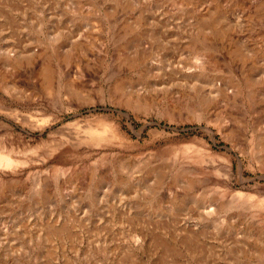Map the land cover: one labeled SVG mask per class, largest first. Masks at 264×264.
Instances as JSON below:
<instances>
[{
  "label": "rangeland",
  "instance_id": "1",
  "mask_svg": "<svg viewBox=\"0 0 264 264\" xmlns=\"http://www.w3.org/2000/svg\"><path fill=\"white\" fill-rule=\"evenodd\" d=\"M140 1L0 0V264H264V146L249 141L264 130L263 103L236 91L240 73L219 52V66L190 75L191 19L173 0ZM138 37L149 54L136 65ZM188 85L221 100L209 106L211 132L175 101ZM222 109L231 114L222 133L237 119L246 132L223 136Z\"/></svg>",
  "mask_w": 264,
  "mask_h": 264
},
{
  "label": "bare ground",
  "instance_id": "2",
  "mask_svg": "<svg viewBox=\"0 0 264 264\" xmlns=\"http://www.w3.org/2000/svg\"><path fill=\"white\" fill-rule=\"evenodd\" d=\"M112 1V0H111ZM133 1V0H132ZM140 1V0H139ZM149 1V0H147ZM153 1V0H152ZM170 1V0H169ZM246 1V0H245ZM135 2V0H134ZM140 2H143L140 1ZM144 3V2H143ZM149 3V2H148ZM171 3V2H169ZM168 3V4H169ZM249 3V2H248ZM106 4V3H105ZM151 4V3H150ZM154 4V3H153ZM174 7V9H179L180 11H185L187 14V19L190 18L191 21H187L185 20L184 22H186V25L184 27H186V32L188 31V33H190L192 35L191 39V47L197 51V55L194 57H190L193 59L194 65H191L189 67V70H193L192 73H190V75H195L196 74V70H200L202 71V69L208 68L209 70V66H215L218 65L219 66V61L218 58H215V53L219 52L221 53L227 60L228 62L233 65L236 69H238L241 79L243 80V84L242 85H237L236 91L238 92H243L245 91L246 95L248 96L250 102L252 104H256V105H261V103H263V109L262 111L264 112V52L262 51L261 47L255 45V41L254 38L256 37L254 34V30L251 31L249 24H252V20L257 21L260 33L262 34V40H264V0H254L252 3H250L248 5V9L247 8H242L240 5L241 4L238 0H173V3H171ZM170 4V5H171ZM245 4V3H244ZM247 5V4H246ZM79 6V5H78ZM107 6V5H106ZM105 6V7H106ZM146 6V5H145ZM151 6V5H148ZM154 6V5H153ZM162 6V5H161ZM81 7V6H80ZM120 7V6H119ZM123 7V6H122ZM126 7V6H125ZM124 7V8H125ZM170 7V6H169ZM245 7V5H244ZM93 8V7H92ZM92 8L90 9V11L92 10ZM103 8V7H102ZM147 8V7H144ZM152 8V7H151ZM95 9V8H94ZM119 9V8H118ZM148 9V8H147ZM156 9V8H155ZM176 9V10H177ZM104 10V9H103ZM131 10V9H129ZM154 11V7L153 9H151ZM171 10V9H170ZM93 11V10H92ZM110 11V10H109ZM114 11V10H113ZM120 11V10H119ZM126 11V10H125ZM144 9L142 7H139L137 9V12L139 14V17H137V21H134V26L140 27L141 25V19H146V17H141V15H143ZM152 11V13H153ZM108 12V10H107ZM112 12V9H111ZM148 12V11H147ZM173 12V11H172ZM82 13V12H81ZM110 13V12H108ZM136 13V11H135ZM134 13V14H135ZM151 13V16H152ZM159 13V12H158ZM162 13V11H161ZM113 14V13H112ZM118 14V13H117ZM124 14V13H123ZM237 14V19L233 20L230 18V16H234ZM116 16V15H115ZM125 16H128L127 14ZM124 16V17H125ZM135 16V15H134ZM150 16V17H151ZM159 16V15H158ZM157 16V17H158ZM100 17V16H99ZM123 17V18H124ZM149 17V18H150ZM239 18L243 19V21L240 23ZM108 19V18H107ZM128 19V18H127ZM110 20V19H109ZM115 20V19H114ZM101 21V20H100ZM124 21V20H123ZM112 22V21H111ZM117 23V22H116ZM160 23V22H159ZM169 24V23H168ZM180 24V23H179ZM112 25V24H111ZM110 25V26H111ZM114 25V24H113ZM254 25V24H253ZM125 26V25H124ZM170 26V25H169ZM172 26V25H171ZM170 26V27H171ZM183 26V25H182ZM256 26V25H255ZM117 27V26H115ZM134 28V27H133ZM255 28V27H254ZM125 27L124 30L125 31ZM128 29V28H127ZM257 29V28H256ZM145 29H143L144 31ZM159 30V29H158ZM116 31V30H115ZM146 31V30H145ZM178 31V30H177ZM181 31V30H180ZM183 31V30H182ZM181 31V32H182ZM120 32V31H118ZM134 32V31H133ZM124 33V32H123ZM159 33V32H158ZM259 33V32H258ZM174 34V33H173ZM118 35V34H117ZM121 35V34H120ZM259 35V34H258ZM160 36V35H159ZM119 37V36H118ZM145 37V36H144ZM179 37V36H178ZM183 37V36H182ZM180 38V37H179ZM258 38V37H257ZM147 40V39H146ZM261 40V41H262ZM106 41V40H105ZM145 41V40H144ZM141 42V38L138 37L137 40V45L141 46L142 44ZM64 43V42H63ZM106 43V42H105ZM135 43V42H134ZM148 43V41H147ZM146 45V43H144ZM173 44V43H172ZM103 45V44H101ZM108 45V44H107ZM156 45V44H155ZM186 45H188L186 43ZM190 45V44H189ZM262 45V44H261ZM78 46V45H77ZM93 46V45H92ZM153 46V45H152ZM180 46V44H179ZM104 47V46H103ZM171 47V46H170ZM187 47V46H186ZM79 48V47H77ZM105 48V47H104ZM119 49V48H118ZM130 49V48H129ZM153 49V48H152ZM189 49V47L187 48ZM41 50V49H40ZM43 50V48H42ZM61 50V49H60ZM63 50V49H62ZM61 50V51H62ZM72 50V48L70 49V51ZM74 50V49H73ZM83 50V49H82ZM149 50V48H148ZM147 50V48L143 47V45L141 46V54L132 57L131 62L133 64L137 65V57H141L144 58V56L146 57L149 54V51ZM178 50V49H177ZM31 51V50H30ZM30 51L28 53H30ZM81 51V50H80ZM102 51V50H101ZM104 51V50H103ZM128 51V50H127ZM187 51V50H186ZM20 52V51H19ZM18 52V53H19ZM23 52V50L21 51ZM20 52V53H21ZM35 52V51H34ZM39 52V51H38ZM69 52V50H68ZM77 52V50H76ZM84 52V51H82ZM17 53V54H18ZM19 53V54H20ZM26 53V52H25ZM24 53V54H25ZM132 53V52H131ZM39 54V53H37ZM45 54V52H44ZM81 53H79L80 55ZM86 54V53H85ZM115 54V53H114ZM189 53H187L188 55ZM194 54V53H193ZM192 54V55H193ZM34 55H36V52L34 53ZM71 55V54H70ZM84 55V54H83ZM112 55V54H111ZM118 55V54H117ZM120 55V54H119ZM130 55V53H129ZM195 55V54H194ZM55 56V55H54ZM81 56V55H80ZM78 56V57H80ZM103 56V55H102ZM128 56V55H127ZM219 56V55H218ZM221 56V55H220ZM16 57V56H15ZM20 57V56H19ZM32 57V56H31ZM41 57V56H40ZM46 57V56H45ZM73 57V55H72ZM77 57V58H78ZM59 58V56H58ZM86 58V57H85ZM114 58V57H113ZM11 59V58H10ZM27 59V58H26ZM47 59V58H46ZM33 60V59H31ZM56 60V59H55ZM75 60V59H74ZM77 60V59H76ZM86 60V59H85ZM111 60V59H110ZM150 60V59H149ZM41 61V60H40ZM79 61V60H78ZM112 61V60H111ZM187 60H185L184 62H186ZM189 61V60H188ZM191 61V60H190ZM72 62V61H71ZM100 62V60H99ZM113 62V61H112ZM180 62V61H179ZM18 63V62H17ZM22 63V62H21ZM77 63V62H76ZM143 63V62H142ZM24 64V63H23ZM125 64V63H124ZM141 64V63H140ZM148 64V63H146ZM181 64V63H180ZM43 65V64H42ZM75 65V64H74ZM100 65V64H99ZM120 65V64H119ZM127 65V64H126ZM229 65V64H228ZM3 66V64H2ZM70 66V65H69ZM77 66V65H76ZM79 66V65H78ZM130 66V65H129ZM148 66V65H147ZM217 66V67H218ZM8 67V66H7ZM67 67V66H66ZM75 67V66H74ZM82 67V66H81ZM80 67V68H81ZM97 67V66H96ZM222 67V66H221ZM11 68V66H10ZM115 68V67H114ZM118 68V66H117ZM130 68V67H129ZM141 68V67H140ZM149 68H151L149 66ZM193 68V69H191ZM215 68V67H214ZM229 68V67H228ZM4 69V68H3ZM75 69V68H74ZM82 69V68H81ZM131 69V68H130ZM211 69V67H210ZM219 69V67L217 68ZM5 70V69H4ZM9 70V68H8ZM14 70V69H13ZM49 65H46L42 68L41 70V74L43 76V84H45L47 87H49V84L52 85V83H54V75L53 72L49 71ZM78 70V69H77ZM123 70V69H122ZM127 70V69H126ZM180 70V69H179ZM182 70V69H181ZM229 70V69H228ZM231 70V69H230ZM235 70V69H234ZM58 71V70H57ZM68 71V69H67ZM88 71V70H87ZM100 71V69H99ZM142 71V70H141ZM190 71V72H191ZM205 71V70H204ZM212 71V70H211ZM7 72V70L5 71ZM11 72V71H10ZM60 72V71H58ZM78 72V71H77ZM116 72V71H114ZM124 72V71H123ZM127 72V71H126ZM15 73V72H14ZM65 73V72H64ZM81 73V72H80ZM94 73H96L94 71ZM98 73V72H97ZM112 73V72H111ZM122 73V72H121ZM210 74V72H208ZM216 73V72H215ZM233 73V72H232ZM40 74V75H41ZM60 74V73H59ZM79 74V73H78ZM77 74V76H79ZM223 74V72H222ZM4 75V74H3ZM9 75V74H8ZM84 75V74H83ZM149 75V74H148ZM145 74V76H148ZM152 76V74H150ZM155 75V74H153ZM214 75V74H213ZM234 75V74H233ZM56 76V75H55ZM65 76V75H64ZM142 76V77H145ZM186 76V75H185ZM8 76H6L7 78ZM13 77V75H12ZM36 77V76H35ZM75 77V76H74ZM118 77V76H117ZM150 77V76H149ZM156 77V75L154 76ZM189 76H187L188 79ZM191 77V76H190ZM1 78V77H0ZM4 78V77H3ZM80 78V76H79ZM85 78V77H84ZM120 78V76L118 77ZM180 78V77H178ZM185 77H183L182 79H184ZM194 78V77H193ZM215 78V77H214ZM221 78V77H220ZM237 78V75H236ZM238 78H240L238 76ZM10 79V78H9ZM40 79V78H39ZM83 79V78H82ZM186 79V80H187ZM192 79V78H191ZM190 79V80H191ZM197 79V78H196ZM194 79V80H196ZM240 79V80H241ZM84 80V79H83ZM156 80V79H155ZM181 80V79H180ZM220 80V79H219ZM239 80V81H240ZM1 81V80H0ZM7 81V80H5ZM142 81V80H141ZM157 81V80H156ZM198 81V80H197ZM201 81V80H200ZM207 81V80H206ZM213 81V80H211ZM225 81V80H224ZM8 82V81H7ZM154 83H156L155 81H153ZM160 82V81H158ZM157 82V83H158ZM182 82V81H180ZM204 82V81H203ZM210 82V81H209ZM217 82V81H215ZM214 82V83H215ZM113 83V82H112ZM187 83V82H186ZM185 83V84H186ZM198 83V82H197ZM208 83V82H207ZM226 83V82H225ZM10 84L12 85V83L10 82ZM42 84V85H43ZM67 84V85H66ZM65 85L67 86V88H70V84L68 85V82ZM73 84V83H72ZM114 84V83H113ZM136 84V83H135ZM144 84V83H143ZM151 84V83H149ZM159 84V83H158ZM211 85V87L213 86L211 83H209ZM207 84V86L210 87V85ZM75 85V84H74ZM73 85V86H74ZM112 85V84H111ZM154 85V84H153ZM160 85V84H159ZM158 85V87H159ZM215 85V84H214ZM225 85V84H223ZM85 86V85H84ZM122 86V85H121ZM156 86V84H155ZM153 86V87H155ZM197 86V85H196ZM12 87L14 88V86L12 85ZM55 87V86H54ZM65 87V86H64ZM99 87V86H98ZM152 87V86H151ZM18 88V87H17ZM44 88V86H43ZM65 87V91L68 90V92L70 93L69 89H67ZM72 88V87H71ZM81 88V86H80ZM115 88V87H114ZM161 88V87H159ZM188 90H177L174 91V96H175V101L177 102L178 106L180 107V109L186 111L187 114L190 115V117L195 118L198 121H204L206 123L205 131L211 132V127H210V116H209V106L211 104H216V103H221V100H219V102H215L213 100H209V97L205 95V93L201 90V89H195L194 87L191 85H188ZM186 88V89H187ZM199 88V87H198ZM227 88V87H225ZM230 88V87H229ZM227 88V89H229ZM233 88V87H232ZM231 88V89H232ZM109 89V88H108ZM164 89V88H163ZM207 89V88H206ZM205 89V90H206ZM234 89V88H233ZM12 90V89H11ZM30 90V89H29ZM105 90V89H104ZM158 90V89H157ZM225 90V89H224ZM230 90V89H229ZM18 91V90H17ZM21 93L22 90H20ZM64 91V92H65ZM213 91V90H212ZM211 91V93H212ZM219 91V90H218ZM221 91V90H220ZM231 91V90H230ZM228 91V93L230 92ZM235 91V93H236ZM28 92V90H27ZM30 92V91H29ZM67 92V91H66ZM77 92V91H76ZM102 92V91H101ZM100 92V93H101ZM144 92V91H143ZM163 92V90H162ZM227 92V91H226ZM210 93V92H209ZM215 93V90H214ZM33 94V93H32ZM66 94V93H65ZM76 94V93H75ZM134 94V93H133ZM207 94V93H206ZM213 94V93H212ZM27 95V94H26ZM25 95V96H26ZM45 95V94H44ZM78 95V94H77ZM209 95V94H208ZM31 96V95H29ZM69 96V95H68ZM230 96V94H229ZM244 96V95H243ZM23 97V96H22ZM34 97V96H33ZM32 97V98H33ZM36 97V95H35ZM48 97V96H47ZM99 97V96H98ZM106 97V96H105ZM214 97V96H213ZM216 97V96H215ZM220 97V96H219ZM224 97V96H223ZM223 97H221L223 99ZM226 97V96H225ZM28 97H26L27 99ZM31 98V97H30ZM63 98V97H62ZM119 98V97H118ZM50 99V98H49ZM72 99V98H71ZM131 99V98H130ZM129 99V100H130ZM216 99V98H215ZM59 100V99H58ZM69 100V99H68ZM106 100V98L104 99ZM238 100V99H237ZM70 101V100H69ZM68 101V102H69ZM73 101V100H72ZM63 102V101H62ZM81 102V101H80ZM224 102V100H223ZM222 102V104H223ZM94 103V102H93ZM71 104V103H70ZM83 104V103H82ZM134 104V103H133ZM141 104V102L139 103ZM226 104V103H225ZM251 104V105H252ZM221 105V104H220ZM65 106V105H63ZM77 106V105H76ZM84 106V105H83ZM153 106V105H152ZM217 106V105H216ZM219 106V105H218ZM222 106V105H221ZM254 106V105H253ZM72 107V106H71ZM174 107V106H173ZM172 107V108H173ZM256 107V106H255ZM259 107V106H258ZM9 108V107H8ZM68 108V107H66ZM212 108V107H211ZM214 108V107H213ZM218 108V107H217ZM216 108V110H218ZM239 108V107H238ZM249 110V107H247ZM1 109V108H0ZM3 109V108H2ZM10 109V108H9ZM13 109V108H12ZM178 109V108H177ZM228 109V108H226ZM226 109H222L219 114H218V118L217 121H222L225 124H220L219 127H221L219 129V131L225 132V126L227 123V119H229L228 117H231V114L229 112L226 111ZM5 110V109H4ZM3 110V111H4ZM68 110V109H67ZM214 109V111H216ZM235 110V109H234ZM243 110V108H242ZM258 111H261V109H257ZM8 111V110H7ZM63 111V110H62ZM66 111V110H65ZM71 111V110H70ZM78 111V110H77ZM181 111V110H180ZM213 111V110H211ZM13 112V111H12ZM15 112V111H14ZM183 112V111H182ZM5 113V112H4ZM70 113V112H69ZM261 113V112H260ZM26 114V113H25ZM250 114V113H249ZM19 116V114H17ZM22 115V114H21ZM24 115V113H23ZM167 115V114H166ZM172 115V114H171ZM185 115V114H184ZM10 116V115H7ZM13 116V115H12ZM46 116V115H45ZM250 116V115H249ZM11 117V116H10ZM16 117V115L14 116ZM21 117V116H20ZM24 117V116H23ZM44 117V116H43ZM53 117V115H52ZM248 117V115H247ZM264 117V116H263ZM17 118V117H16ZM233 118V117H232ZM24 119V118H23ZM50 119L51 116H50ZM57 119V118H56ZM59 119V118H58ZM234 119V118H233ZM263 119V118H262ZM15 120V119H14ZM175 120V119H174ZM215 120V119H214ZM230 120V119H229ZM228 120V121H229ZM261 120V119H260ZM21 121V120H19ZM86 121V120H85ZM84 121V122H85ZM89 121V120H87ZM181 121V120H180ZM258 121V120H257ZM23 122V121H22ZM27 122V121H26ZM30 124H33L32 121H30ZM49 122V121H48ZM235 122H237V126L238 128L236 130H230L229 132L222 133L226 135V137L229 140H233L235 137V134H237L238 132H241L242 134L245 131V126L240 125V119L236 120ZM89 123V122H88ZM100 123V121H99ZM25 124V123H24ZM77 124V123H76ZM92 124V123H91ZM228 124V123H227ZM46 125V124H45ZM72 125V124H71ZM102 125V124H100ZM199 125V124H198ZM201 125V124H200ZM79 126V125H78ZM81 126V125H80ZM85 126V125H84ZM97 126V125H94ZM229 126V125H228ZM231 126V125H230ZM203 127V126H202ZM216 127V126H215ZM218 127V128H219ZM66 128V127H65ZM70 128V127H69ZM224 128V129H223ZM263 128V127H262ZM202 129V128H201ZM233 129V128H232ZM59 130V129H57ZM63 130V129H61ZM74 130V129H73ZM116 130V129H115ZM118 130V129H117ZM94 135L98 133L97 130H92ZM251 136L249 138V141L251 143H253L254 145L261 148V146H264V130L262 131L260 127L256 126L253 127V129L251 130ZM71 132V130H70ZM117 132V131H116ZM219 132V133H220ZM246 132V131H245ZM240 133V134H241ZM205 134V133H204ZM250 134V133H249ZM203 135V134H202ZM120 136V135H119ZM224 136V135H223ZM238 136V134H237ZM123 137V136H122ZM101 138H104L103 136H101ZM225 138V137H223ZM242 137H240L241 139ZM123 139V138H122ZM128 139V138H127ZM205 139V138H204ZM119 141V140H118ZM207 141V140H206ZM128 142V141H127ZM229 142V141H228ZM131 143V142H130ZM232 143V142H230ZM249 146V145H248ZM232 147V146H231ZM236 147V146H235ZM244 147V146H243ZM250 147V146H249ZM191 148V147H189ZM211 148V147H210ZM198 149V148H197ZM207 149V148H206ZM212 149V148H211ZM233 149V148H232ZM249 149V148H248ZM192 150V149H191ZM204 150V149H203ZM238 150V149H237ZM213 151V150H212ZM249 151V150H248ZM254 151V150H253ZM194 153V152H193ZM198 153V152H197ZM196 153V154H197ZM201 153V152H200ZM102 154V153H101ZM184 155V154H183ZM188 155V153H187ZM198 155V154H197ZM129 156V155H128ZM253 156V155H252ZM102 157V156H101ZM100 157V158H101ZM261 157V156H260ZM104 158V157H103ZM186 158V157H185ZM138 159V158H137ZM146 159V158H145ZM219 159V158H218ZM252 159V158H251ZM255 159V158H254ZM261 161L264 160V155L263 157L260 158ZM122 160V159H121ZM204 162H207L209 164H214V160L215 157L211 155L210 152H208V154L202 159ZM99 161V160H97ZM114 161V160H113ZM152 161V160H151ZM221 161V160H220ZM225 161V160H224ZM222 161V162H224ZM229 161V160H228ZM100 162V161H99ZM116 162V161H115ZM190 162V161H189ZM104 163V162H103ZM109 163V162H108ZM117 163V162H116ZM108 165V164H107ZM119 166L122 164H118ZM125 165V163L123 164ZM96 166V165H95ZM104 166V165H103ZM106 166V165H105ZM111 166V165H110ZM97 167V166H96ZM114 168V167H113ZM123 168V167H122ZM160 168V167H159ZM160 169H164V168H160ZM180 169V168H179ZM192 175V174H191ZM226 175V174H225ZM236 175V174H235ZM242 175V174H241ZM240 175V176H241ZM183 176V175H182ZM185 176V175H184ZM183 176V178H184ZM222 176V175H221ZM224 176V175H223ZM188 177V176H187ZM216 177V176H215ZM182 178V177H181ZM186 178V177H185ZM224 178V177H223ZM39 179V178H38ZM37 179V180H38ZM176 179V178H175ZM125 180V178H124ZM189 180V179H188ZM224 180V179H223ZM227 180V179H226ZM245 180V179H244ZM122 181V180H121ZM211 181V180H210ZM120 182V181H119ZM174 182V181H173ZM37 183V182H36ZM186 183V181H184V184ZM23 184V183H22ZM125 184V183H124ZM188 184V183H186ZM220 184V183H219ZM38 185V184H37ZM38 186H36L37 188ZM1 188V186H0ZM12 189V188H11ZM15 190V189H14ZM225 190V189H224ZM46 191V190H44ZM15 192V191H14ZM185 192V191H184ZM1 193V192H0ZM6 193V192H5ZM41 194V193H40ZM221 196V195H220ZM219 196V197H220ZM182 199V198H181ZM239 199V198H238ZM189 200V199H188ZM222 200V199H221ZM233 201V200H232ZM258 201V200H257ZM260 203V201H259ZM263 203V202H262ZM217 204V202H216ZM239 204H237L238 206ZM251 205V204H250ZM253 205V203H252ZM260 205V204H259ZM168 207V206H167ZM261 206H259L260 208ZM169 208V207H168ZM210 209V208H209ZM207 212V211H206ZM209 212V211H208ZM259 213V212H258ZM258 215V214H257ZM257 218V216H256ZM262 218V217H261ZM255 223V222H254ZM65 224V223H63ZM62 224V226H63ZM47 225V224H45ZM51 226V225H50ZM45 227V226H44ZM46 228V227H45ZM44 228V229H45ZM55 228V227H53ZM251 230V229H250ZM52 231V230H51ZM53 233V232H52ZM58 233V232H57ZM64 233V232H63ZM144 234V232H143ZM184 234V233H183ZM182 234V235H183ZM188 234V233H187ZM186 234V235H187ZM191 234V233H189ZM188 234V235H189ZM193 234V233H192ZM139 235V234H138ZM255 235V234H254ZM58 236V235H57ZM136 236V235H135ZM45 237V236H44ZM43 237V238H44ZM139 237V236H138ZM187 237V236H186ZM263 237V236H262ZM47 238V237H46ZM152 238H154L152 236ZM140 239V238H139ZM256 239V238H255ZM45 240V239H44ZM137 240V239H134ZM153 240V239H152ZM162 240V239H161ZM197 240V239H196ZM257 240V239H256ZM262 240V239H261ZM138 241V240H137ZM135 241V242H137ZM180 241V240H179ZM178 241V242H179ZM192 241V240H191ZM134 242V243H135ZM177 242V243H178ZM184 242V240H183ZM186 242V241H185ZM193 242H196L195 240H193ZM198 242V241H197ZM145 243V242H144ZM180 243V242H179ZM191 243V242H190ZM51 244V242H50ZM136 244V243H135ZM163 244H164V240H163ZM192 244V243H191ZM138 245V243H137ZM151 245V244H150ZM188 245V244H187ZM169 246V245H168ZM199 245H197L198 247ZM171 247V245H170ZM139 248V246H138ZM163 248V247H162ZM195 248V247H194ZM140 249V248H139ZM196 249V248H195ZM11 250V249H10ZM176 250V249H175ZM190 250V249H189ZM12 251V250H11ZM10 252V251H9ZM191 252V251H190ZM51 253V252H50ZM14 254V253H12ZM140 254V253H139ZM193 254V253H192ZM8 259V258H7ZM13 260H15L13 258ZM125 260V259H124ZM135 260V259H134ZM138 260V259H137ZM138 262V261H137ZM140 262V261H139ZM120 263V262H119ZM122 264V263H121ZM135 264V263H134Z\"/></svg>",
  "mask_w": 264,
  "mask_h": 264
}]
</instances>
